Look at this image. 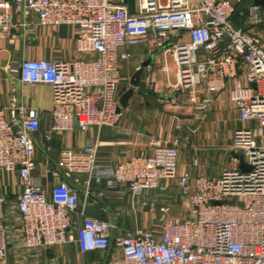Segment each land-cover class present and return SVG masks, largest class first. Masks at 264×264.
I'll use <instances>...</instances> for the list:
<instances>
[{"label":"built area","instance_id":"2783aa9c","mask_svg":"<svg viewBox=\"0 0 264 264\" xmlns=\"http://www.w3.org/2000/svg\"><path fill=\"white\" fill-rule=\"evenodd\" d=\"M243 1L135 0L131 13L128 0H0V38L34 31L36 15L39 25L75 27L77 49L92 54L21 61L22 82L53 89L47 140L120 120L117 88L121 63L130 57L122 49L140 44L173 54L171 87L192 93L199 110L210 108L204 95L226 91L243 122L218 175L179 173V136L151 138V153L115 166L98 161L99 141L90 140L79 151H61L48 192L34 176L40 111L17 105L16 97L4 106L0 96V170L16 173L22 187L15 208L0 194V264H38L45 250L69 243L83 253L113 249L106 264H264V40L235 24ZM246 1L244 15L264 26V4ZM82 179L125 186L143 206L163 180L176 179L184 210L177 215L164 206L158 227L117 232L116 224L86 213L76 188Z\"/></svg>","mask_w":264,"mask_h":264},{"label":"crops","instance_id":"0c3cea01","mask_svg":"<svg viewBox=\"0 0 264 264\" xmlns=\"http://www.w3.org/2000/svg\"><path fill=\"white\" fill-rule=\"evenodd\" d=\"M246 2L239 4L234 22L264 40V26L252 23L244 15ZM16 18L21 19L20 15ZM31 20L36 25L34 31L21 28L12 39L0 38V96L4 106H10L12 98L16 97L17 105L40 111V128L34 134L37 145L34 176L48 192L56 182L50 170L56 166L61 151L66 148L79 151L90 140L99 141L98 161L106 165L115 166L133 155L151 153V138L171 142L176 136L182 140L179 173L190 170L194 175L215 176L228 164L234 130L243 125L228 93L204 95L212 100L207 111L199 110L197 103L188 98L192 93L187 98L161 94L157 90L159 85L170 88L173 84L168 66L170 59L174 64L173 54L151 53L144 44L122 49L130 53V57L121 63L119 99L132 87L133 74L148 60L150 63L144 70L149 75L142 77L128 106L121 107V118L115 125L92 126L86 130L77 127L47 140L45 131L52 125L53 89L48 84L22 82L21 61L24 58L71 60L89 58L92 54L77 49L75 27L39 25L36 15ZM161 72L164 78L157 84L155 77L161 76ZM149 86L155 90H148ZM195 160L198 165L194 164ZM76 188L82 201H86V213L116 224L117 232L155 228V215L164 206L177 215L184 210V199L176 179H165L158 189L150 191L146 206L141 205L139 199H133L125 186L111 189L104 182L92 180L89 185L82 179ZM21 192L18 175L0 170V194L9 199L11 208H15ZM112 251L83 253L77 244L69 243L45 250L38 264H106Z\"/></svg>","mask_w":264,"mask_h":264},{"label":"rangeland","instance_id":"374dc122","mask_svg":"<svg viewBox=\"0 0 264 264\" xmlns=\"http://www.w3.org/2000/svg\"><path fill=\"white\" fill-rule=\"evenodd\" d=\"M169 54H171V53H169ZM168 66H169V69H170V74H171V76H172V80H171V82L173 83V84H175L176 83V81H177V76H176V70H175V68H174V64H173V61L170 59V61H169V64H168ZM165 73V72H164ZM149 75V72L147 71V70H144L143 71V74H142V77H147ZM148 78V77H147ZM163 78H164V75H163V73L161 72V76H158V77H155V80H156V82H157V84L159 83H162V81H163ZM122 81V80H121ZM149 85H151V83L149 84ZM149 89L148 90H155V87H154V89H152V87L151 86H149L148 87ZM157 90L159 91V92H162L161 94H164L165 96H182V98H187V95H190L191 93L187 90V89H184V90H181L180 88H178V87H170V88H166L165 86L164 87H162L161 85H159V87H157ZM188 98H190L191 99V95L188 97ZM180 99H181V97H180ZM161 215H162V211L161 210H159V212H157V215H155V218H156V222H155V227H158V225H160V223H161Z\"/></svg>","mask_w":264,"mask_h":264},{"label":"water","instance_id":"95a60500","mask_svg":"<svg viewBox=\"0 0 264 264\" xmlns=\"http://www.w3.org/2000/svg\"><path fill=\"white\" fill-rule=\"evenodd\" d=\"M257 2H261L264 4V0H255ZM129 2V11L133 13L135 11V0H128ZM150 63V60L146 61L132 76L131 78V85L132 87L128 89L123 96L120 99L121 106L122 107H127L129 104L130 98L133 96L135 93L136 89L141 85V79H142V74L144 71L145 66H147ZM242 167L245 169V164L242 163Z\"/></svg>","mask_w":264,"mask_h":264}]
</instances>
